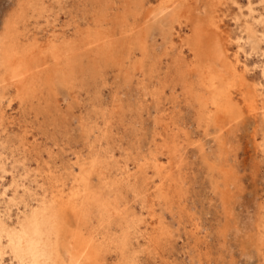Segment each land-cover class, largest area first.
I'll use <instances>...</instances> for the list:
<instances>
[{
  "label": "rangeland",
  "instance_id": "rangeland-1",
  "mask_svg": "<svg viewBox=\"0 0 264 264\" xmlns=\"http://www.w3.org/2000/svg\"><path fill=\"white\" fill-rule=\"evenodd\" d=\"M23 1L0 0V41ZM159 1L146 0L134 23L138 29L149 31L148 41L155 50V57L160 59L159 70L148 77L141 70L133 71L132 65L119 67L114 63L105 67L104 75L97 79L95 85L91 83L86 87L78 83L69 89L57 84L50 94L44 89V97L48 96L50 103L59 108L57 116L63 118L61 122L57 120L55 123L43 114L36 100H20V91L12 85L9 76L5 81L1 80L6 74L3 76L0 65V211L6 214L9 225L17 224L18 207L12 206V210H8L9 215L6 211L8 200L15 191V178L20 174L19 181L42 195L40 187L33 183V177L39 172L47 174V169L59 175V171L72 162L70 160H75L74 152L82 147L78 124L85 117H90L93 104L102 105L108 116L113 114L115 140L110 146L112 161L117 168L125 167L129 160L134 162V158L140 156V148L134 146L139 144L143 152L150 148L156 152L167 171L169 169L176 178V189L171 195L173 204L167 206L168 209L163 203L157 207L158 202L155 205L151 201L153 196H149L148 206H153L156 214L159 211L157 215L162 222L163 234L156 252L144 257L141 264H264V42L249 38L251 33L245 23L250 16L248 6L254 7L257 11L255 16H258L263 12L262 5L260 0H175L170 7L157 9ZM50 3L51 11L45 13L47 18L27 16L19 29L21 43L36 40L45 47L53 34L61 38L73 37L75 27H84L91 19V8L82 0H50ZM122 3V0H113L109 16L112 22L108 28L115 32H119V22L124 14ZM177 7L189 12L191 20L182 18L170 24L168 13ZM128 18L129 23H133L132 16ZM164 22L167 25L164 26ZM211 23L214 26H210V42L218 52H223V57L195 56V51L189 46H182V38L192 33L194 24L207 30ZM254 28L257 35L263 29L258 24ZM118 37L119 34L115 36ZM204 43L207 48V43ZM127 61L130 64V59ZM182 61L187 65L181 64ZM197 61L200 66L192 67V62ZM169 64L178 71H170L174 72L173 77L164 82ZM229 64L234 67H229ZM205 68L212 72L215 69L216 83L233 81L236 87L230 88V96L231 102L235 103L231 106L238 107L240 114L216 111L215 106L209 103L211 91L204 85L209 73ZM233 68L237 70L236 76L231 74ZM47 73L48 77L42 76L49 80L51 72ZM254 92L258 95L257 110L250 112L245 104V95ZM21 144L25 149L20 148ZM131 164L128 167L133 170L134 164ZM148 176H153L150 169ZM151 188L150 191L153 190L152 185ZM31 204H35L34 201ZM134 206L146 219L148 231L152 232L158 217L153 219L140 205ZM4 261L11 264L9 256Z\"/></svg>",
  "mask_w": 264,
  "mask_h": 264
},
{
  "label": "bare ground",
  "instance_id": "bare-ground-1",
  "mask_svg": "<svg viewBox=\"0 0 264 264\" xmlns=\"http://www.w3.org/2000/svg\"><path fill=\"white\" fill-rule=\"evenodd\" d=\"M82 2L91 8L89 12L91 19L87 20L84 27L77 25L73 37L63 36L61 38L53 34L45 47L36 40L21 43L20 36L22 34L19 29L26 22L27 16L47 18L45 13L51 11L50 0H24L18 8L17 14L15 13L10 23L7 24L0 41V65L3 69V76L6 74L1 80L5 81V77L9 76L12 85L20 91L19 99L36 100L43 114L49 116L55 123L57 120L61 122L63 118L57 116L60 112L57 105L50 103L48 96L44 97V89L50 94L53 86L57 84L69 89L74 88L78 83H82L86 87L91 83L95 85L97 79L104 75L102 71L105 67L114 63L119 67L132 65L133 71L141 70L143 75L148 77H151L154 71L159 70L160 59L155 57V50L148 41L149 31L146 32L144 28L138 29L134 25L136 18L139 17L146 5V0H122L124 14L119 22V32L108 28V24L112 22L109 16L113 0H82ZM173 2L175 3V0H160L157 9L170 7L174 4ZM259 3L262 5L263 12L255 16L256 9L248 6L250 16L245 23L248 32L251 33L249 38L253 37L258 42H264V0H260ZM129 16H132L133 23H129ZM189 16H191L189 12L177 7L173 8L170 14L168 13L170 19L168 21L173 25L174 22L181 21L182 18L189 21ZM165 24L167 25L166 22H164V26ZM257 24L263 28L262 32L259 31V35H257L254 28V25ZM210 26H214V23L207 27ZM211 30V27L202 30L194 24L191 28L192 33L182 38V46H189L192 51H195V56L214 55L217 58L223 57V52H218L216 46L210 42ZM117 34H119V37L115 38ZM204 42L207 43V48H205ZM160 58L162 57L160 56ZM129 59L130 64H127ZM182 63L184 62L182 61ZM48 64L49 66H47ZM229 65V67H234L231 64ZM170 66L164 75V82H167L166 79H170L174 75V72L170 71H174L176 68L174 65L171 68ZM191 66L197 68L200 65L197 61V63L192 62ZM210 69L207 71L205 68L209 76H207V82H204V85H207V88L211 91L209 103L215 106L216 111L224 113H234L236 111L240 114L238 107L231 106L233 102H231L230 88L235 86L233 81L231 83L224 81L216 83L215 69L213 72ZM176 70L178 71V69ZM48 71L51 72L49 80L47 78ZM231 74L236 76L237 70L233 68ZM239 75L241 76V74ZM242 78L244 77L242 76ZM235 79L237 78L235 77ZM180 80L182 79L180 78ZM126 84L124 83V85ZM238 87L240 88V85ZM257 96L255 92L245 95V104L249 108L248 111L257 110ZM205 107L203 104V108ZM89 113L90 117H85L84 121L78 124L82 137V147L74 152L75 160H70L72 162L69 164L66 163L67 165L59 171V175L53 170L47 169L49 170H46L47 174L39 172L38 175L33 177L32 181L37 187H40L42 195L30 185L19 181L17 178L20 174L15 178L16 181H13L15 191L13 190V196L8 200L9 207H6V211L8 212L12 206H17L19 215L17 224L13 226L8 224L6 214L0 211V264H5L6 256L10 257L11 264H141L144 257L156 252L163 234V226L160 222V216L157 215L159 211L157 210L156 214L153 206H148L149 196H153L154 199L150 200L155 205L158 202L157 207L163 203L165 208L168 209L167 206L172 203L171 195L176 189V178L169 169L167 171V167L162 164L156 152L152 151L151 148L148 149L149 151L143 152L139 144L134 146L140 148V156L135 157L134 162L129 160L130 164H134V169L131 170L128 167L129 163L124 164L126 166L123 168H119V166L118 169L113 162L114 160L112 161L111 142L115 140L112 129V113L108 116L107 109L104 106L95 104H93ZM199 114L202 115L203 112ZM205 114L207 116V112ZM137 117L136 119L139 118ZM132 118L134 117L132 116ZM234 118L236 119V117ZM134 141L136 140L134 139ZM129 143L131 142L129 141ZM24 147V144L20 145V148L25 149ZM0 158H2L1 154ZM149 169L153 173L151 177L148 176ZM174 170L176 171V169ZM24 175L21 177H24ZM149 179H151L150 182ZM40 180L43 182L40 183ZM151 185L153 186L152 191H150L152 189ZM19 189H22V192ZM32 201L35 204H31ZM136 204L137 206L140 205L142 210L148 211L153 219L158 217L159 221H156L157 225L152 228V232L148 231V224L145 223L144 216L138 214L134 209ZM20 206L23 207L22 210ZM161 212L163 213V211ZM147 261L150 263L149 260Z\"/></svg>",
  "mask_w": 264,
  "mask_h": 264
}]
</instances>
